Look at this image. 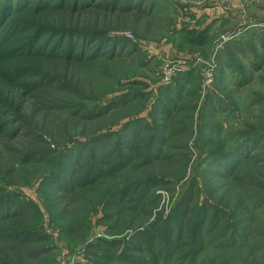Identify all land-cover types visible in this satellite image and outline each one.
Here are the masks:
<instances>
[{
    "label": "trees",
    "instance_id": "trees-1",
    "mask_svg": "<svg viewBox=\"0 0 264 264\" xmlns=\"http://www.w3.org/2000/svg\"><path fill=\"white\" fill-rule=\"evenodd\" d=\"M166 6V3L158 0H0V88L7 91L19 87L18 102L25 95H43L54 88L72 90L71 82L54 73L55 68L63 66L65 74L69 73L68 77L75 79L84 67L98 66L105 59L124 58L128 55L132 58L139 48L129 43L124 36H109L106 27H95L99 24V14L114 23L116 19L123 18L125 13L136 11L142 15H153ZM97 9L101 10L96 16L90 13ZM69 12L77 13V17L82 15L91 23L83 27L68 22L43 23L34 18H25L30 14L37 18L40 15L44 18H66ZM210 37L209 24L186 28L180 32V41L193 46L212 44ZM226 45L224 50L218 46L213 54L217 62L215 80L221 84L225 82L227 69L234 66V63L223 59L222 52L226 51ZM231 50L229 48L226 52L234 57ZM250 65L252 73L249 80L253 74L263 70L264 51L260 55L256 53ZM197 74L195 66L190 67L173 76L172 82L163 86L165 90L159 87L160 96L156 97L149 114L153 120L158 118L162 121L159 127L152 125L146 116H137L125 122L119 130L108 129L85 141L78 139L72 147L58 150L46 146L44 149L31 150L23 156L24 164L42 163L47 168L40 186L45 188L43 192L49 200L55 199L52 192L62 190V198H70L101 184L107 178L118 181L108 204L102 205L103 209H100L103 213L100 218L104 221L114 219L113 223H108V230L114 231L120 214L124 216L122 224H126L120 232L132 228L133 233L129 237H119L114 233L97 236L86 245V252L92 260L74 264H170L174 260H178L179 264H212L218 263L217 260L219 264H231L237 262L236 255L230 251L233 247L244 249L250 246L244 250L255 252L264 250V127L254 133L241 131L240 135L232 136L235 138L230 141L219 143L215 141L216 136H204L206 130L212 127V123L203 121L204 115L197 126L192 117H186L191 120L190 124L178 119L182 110L178 102L184 95L190 94L191 86H196ZM139 92L138 89H131L127 93H118L108 102L95 105L88 112V117H92L91 114H96V117L110 115L114 108L131 103L139 96L147 100L152 95L150 91ZM12 101L15 99L0 93V132L7 131L14 135L29 132V124L15 125L23 116L14 108ZM210 108L213 109V106ZM206 114L213 117L209 110ZM174 124L180 126L174 129ZM196 127L198 130L194 144L209 146L206 172L212 177L226 179L223 184L213 187L215 191L219 187L222 189V197L217 204L200 200V193H197L200 188L198 178L193 177L190 187L172 211L168 215L160 213L158 218L155 217L144 227L141 223L146 219L150 221L151 216L140 215L151 213V209L146 210V204L152 197L155 181L152 177L127 179V169L151 167L160 161L170 160L174 156L171 152V139L189 134V131L191 136ZM218 137L221 136L218 135L217 140ZM189 142L184 143L186 149L191 148ZM251 165H254V173L248 170ZM234 183L249 184L254 195L230 197L228 194L229 191L233 192ZM223 197L232 203V210L223 207ZM65 209L63 207L57 213V226L61 233L74 239L84 238L90 220L62 221L66 217ZM232 211L240 216L234 221ZM41 213L36 201L21 197L15 191H6L0 186V264H17L13 262L16 258L35 261L54 248L50 243V234L44 231L45 227L40 221L36 228L21 227L31 226L26 220L29 217L38 219ZM249 220L252 223L254 221V231H247ZM231 228L233 233L229 238L233 243H214V248L218 250L228 247L227 252L220 253L215 259L210 257L206 263L212 243L215 239L223 240ZM257 236H262V239H257ZM259 258L264 259V254Z\"/></svg>",
    "mask_w": 264,
    "mask_h": 264
},
{
    "label": "rangeland",
    "instance_id": "rangeland-1",
    "mask_svg": "<svg viewBox=\"0 0 264 264\" xmlns=\"http://www.w3.org/2000/svg\"><path fill=\"white\" fill-rule=\"evenodd\" d=\"M158 1L166 3L167 6L161 12L156 13L155 11L153 15H142L140 12L134 11L125 13L123 18L116 19L114 23L106 19L103 14L98 15L99 24L95 27H106L109 36H124L129 43L139 46L132 58L128 55L124 58L105 59L100 61L98 66L92 65L80 69L78 77L75 79L69 78V73L65 74V68L60 66L54 69V73L71 82L72 90L54 88L46 91L47 94L43 95H25L20 102H18V94L21 90L19 87L15 86L7 91L0 88L1 94L15 99L12 101L13 106L23 116V119L19 118L15 125L25 123L31 126L29 132H22L17 135L7 131L0 132V186H3L6 191L12 190L21 197L36 201L42 211L40 217L38 219L29 217L26 222L31 226L23 225L21 227L36 228L40 221L45 227L44 231L50 234V243L54 247L48 254L35 261L29 260L27 262V260L16 258L13 260L14 263L74 264L78 261H91L92 257L86 252V245L90 240H94L97 236H109L111 233L119 237L125 235L129 237V234L133 233L132 228L120 232L126 225L122 224L121 219L124 216L120 214L117 216L119 220L114 231L108 230V223H113L114 219L109 218L104 221L100 218L103 215L100 209H103L102 205L108 204L110 195L115 193L118 181L107 178L101 184L98 183L99 185L96 184L93 188L86 189L83 193L70 198H62L64 196L62 190L52 192L51 194L55 199L49 200L43 192L45 188L42 189L40 186L47 168L42 163L24 164L23 156L31 150L44 149L46 146L58 150L66 146L72 147L78 139L85 141L97 133L106 132L108 129L119 130L125 122L137 116H146L152 125L159 127L162 121L158 118L153 120L149 114L156 97L160 96L159 87L160 90H165L163 86L165 87L166 84L172 82V80L168 82L164 80L167 74L174 72L173 68L184 65L189 69L195 66L198 72L196 86H191L190 94L184 95L182 100L177 101L179 107H182L178 119L181 118V120L187 121L185 123L190 124L191 120H187L186 117H192L197 126L201 122L202 115H204L203 121L212 123V127H207L208 129L204 133L205 137L216 136L215 141L227 142L235 138L232 136L238 135V133L240 135L241 131L248 130V132L254 133L264 127V68L261 72L253 74L250 80L248 78L252 73L250 64L256 57V53L260 55L264 51V27H254V20L248 18L244 25L237 27L231 25L225 33V27H219V24L215 26L217 13L208 11L209 8L216 9L218 6L223 7L225 13L228 8L230 9V5L225 4L224 0ZM245 8L249 7L245 6ZM100 10L97 9L90 13L96 16ZM204 11L209 12V14H204ZM27 17L43 23L68 22L83 27L91 23L86 21L84 16L77 17V13L70 12L66 18L60 16L44 18L43 15L37 18L34 14L26 15L25 18ZM206 23L210 25L212 44L193 46L180 41V32L183 29L194 26L202 27ZM238 32H242V34ZM222 37L225 38L224 41L216 46L215 43ZM225 45L227 49L232 48L234 57L229 55L226 49L222 52L223 59L225 62L234 63V66L227 69L223 84L215 80L213 85L207 88L206 93L203 94L204 75L201 66L197 65L196 61L198 58H211L218 46L224 50ZM235 66L236 68H234ZM44 68L49 67L44 66ZM173 75L175 77L177 73ZM134 81H136L135 84H133ZM131 89H138L139 93L150 91L152 92L151 98L143 100L139 96L131 103L114 108L113 111H110V115L108 114L109 116L96 117V114H91L92 117H88V112L95 105L108 102L116 94L127 93ZM211 105L213 109L210 108ZM205 106L207 110L212 112L213 117L206 114ZM142 108L144 110H141ZM11 109L13 112L15 111V109ZM178 126L180 125L174 124L172 128L175 129ZM196 129L197 127L193 128L194 132L191 136L189 131V134L178 135L171 139V152L174 153V156L170 160L160 161L152 164L151 167L127 169L129 170L126 173L127 179H149L152 177L155 181L152 197L146 204V210L150 211L151 209V213L140 215L142 217L151 216L150 221L146 219L141 223L144 227L155 217L158 218L160 213L168 215L172 211L182 194L186 193L190 187L193 177L198 178V187L200 186V188H198L197 193H200V200L217 204L218 199L222 197V189L217 188L218 192L213 187L223 184L226 179L212 177L206 172L209 146L203 147L200 144H194L197 137ZM254 129L257 130L254 131ZM217 134L221 136L218 137V140ZM187 141H190L191 148L186 149L184 147V143ZM190 149L192 150L190 151ZM219 170L223 171L222 168ZM248 170L254 173V165H251ZM160 181L166 182L160 184ZM251 189L249 184L234 183L233 192L229 191L228 195L233 198L252 197L254 193ZM224 199L223 207L232 210V203L226 198ZM58 202H60L59 207H57ZM133 203L136 202L133 201ZM63 207L66 208V217L62 221L66 220L68 223L74 220H90L89 230L84 238L74 239L61 233L59 226H57V219H59L57 213ZM129 216L132 217V215ZM239 217L232 211V221ZM244 225L243 227L248 225L247 231H254V221L252 223L249 220L248 224ZM228 232L229 234L223 240L215 239L212 243L211 249L207 253L206 263L211 259L210 257L215 259L221 255L220 253L227 252L228 247L218 250L214 248V243L232 242L229 237L232 235L233 229L231 228ZM257 239H262V236H257ZM236 245L239 246L238 243ZM248 248L250 246L244 249ZM244 249L233 247L230 250L237 259L236 263L231 264H264V259L259 258L264 254V250H256L255 252V250ZM217 262L212 264H219V260ZM170 264H179V261L174 260Z\"/></svg>",
    "mask_w": 264,
    "mask_h": 264
},
{
    "label": "crops",
    "instance_id": "crops-1",
    "mask_svg": "<svg viewBox=\"0 0 264 264\" xmlns=\"http://www.w3.org/2000/svg\"><path fill=\"white\" fill-rule=\"evenodd\" d=\"M228 1V2H227ZM224 0L225 4L230 5V9L224 13L223 7L209 8L210 13H217L215 26L225 27V33L228 31L229 26L233 27L242 26L246 23L247 19L254 20V27H264V0ZM223 2V1H222ZM245 6L249 8H245ZM197 12V11H196ZM204 14L209 12L204 11ZM202 15V13H201ZM210 22V21H209ZM208 22V23H209ZM206 23V24H208ZM218 27V28H219ZM240 28V27H239ZM243 31V30H242ZM242 34V32H238Z\"/></svg>",
    "mask_w": 264,
    "mask_h": 264
},
{
    "label": "built area",
    "instance_id": "built-area-1",
    "mask_svg": "<svg viewBox=\"0 0 264 264\" xmlns=\"http://www.w3.org/2000/svg\"><path fill=\"white\" fill-rule=\"evenodd\" d=\"M197 65L201 66V71L203 72V94L206 93V89L211 87L215 81V70L217 66L216 58L215 55H213L209 59H203V58H198L196 61ZM174 72H170L169 74L166 75L165 82H168L172 80V76H174V73L178 72H183L188 69V67L180 66L177 68H173ZM177 71V72H176Z\"/></svg>",
    "mask_w": 264,
    "mask_h": 264
},
{
    "label": "water",
    "instance_id": "water-1",
    "mask_svg": "<svg viewBox=\"0 0 264 264\" xmlns=\"http://www.w3.org/2000/svg\"><path fill=\"white\" fill-rule=\"evenodd\" d=\"M224 39H225V38H223V37H222V38H220V39H219V41H217V42L215 43V44H216V46H217V45H218L220 42L224 41Z\"/></svg>",
    "mask_w": 264,
    "mask_h": 264
}]
</instances>
